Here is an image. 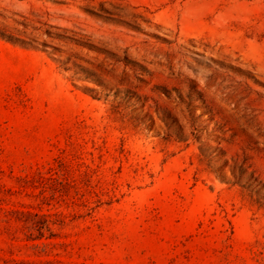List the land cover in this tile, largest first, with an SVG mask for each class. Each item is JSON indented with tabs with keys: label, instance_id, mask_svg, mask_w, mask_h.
Listing matches in <instances>:
<instances>
[{
	"label": "rangeland",
	"instance_id": "1",
	"mask_svg": "<svg viewBox=\"0 0 264 264\" xmlns=\"http://www.w3.org/2000/svg\"><path fill=\"white\" fill-rule=\"evenodd\" d=\"M97 1L0 0V264H264V0Z\"/></svg>",
	"mask_w": 264,
	"mask_h": 264
},
{
	"label": "bare ground",
	"instance_id": "2",
	"mask_svg": "<svg viewBox=\"0 0 264 264\" xmlns=\"http://www.w3.org/2000/svg\"><path fill=\"white\" fill-rule=\"evenodd\" d=\"M96 4H98L99 6H104L105 4H104V1L103 0H99V1H97V3ZM130 7V5L129 4H126V3H124V2H120V3H114V6H112V9H118V11H120V12H126L125 11V9L126 8H129ZM134 17H136L135 18V21H140L141 19H142V15L140 14V13H134V14H132ZM99 27H95L94 28V31L96 32V33H100V31H99Z\"/></svg>",
	"mask_w": 264,
	"mask_h": 264
}]
</instances>
